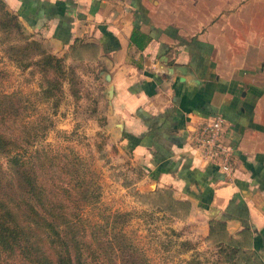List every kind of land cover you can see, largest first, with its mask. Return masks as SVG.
I'll return each mask as SVG.
<instances>
[{"label": "crops", "instance_id": "obj_1", "mask_svg": "<svg viewBox=\"0 0 264 264\" xmlns=\"http://www.w3.org/2000/svg\"><path fill=\"white\" fill-rule=\"evenodd\" d=\"M3 1L55 46L94 48L122 148L189 202L204 236L215 220L233 236L246 228L264 264V0ZM216 113L232 147L228 178L188 139Z\"/></svg>", "mask_w": 264, "mask_h": 264}, {"label": "rangeland", "instance_id": "obj_2", "mask_svg": "<svg viewBox=\"0 0 264 264\" xmlns=\"http://www.w3.org/2000/svg\"><path fill=\"white\" fill-rule=\"evenodd\" d=\"M20 24L24 35L37 40L47 53L62 58L64 68V76L58 78L62 81L60 90L45 98L39 92L51 73L44 75L35 64L21 68L0 51V93L15 94L20 107L26 106L23 117L12 126L17 132L21 159L28 160L53 182L55 169L61 166L60 177L66 187L75 180L87 182L91 201L77 208L83 223L101 226L105 215L128 212L123 220L109 219L110 235L119 229L148 264H228L213 241L204 236L198 219H188L189 209L182 213L178 205L169 207L167 194L176 199L174 189L151 180L142 158L136 159L123 149L119 135L109 131L107 82L97 76L101 65L94 48L63 50L48 37ZM26 98L29 101L22 105ZM26 134L32 136L23 143L20 138ZM4 160L0 156L2 165ZM66 203L70 211L76 207L68 198ZM0 264L20 263L1 255Z\"/></svg>", "mask_w": 264, "mask_h": 264}, {"label": "trees", "instance_id": "obj_3", "mask_svg": "<svg viewBox=\"0 0 264 264\" xmlns=\"http://www.w3.org/2000/svg\"><path fill=\"white\" fill-rule=\"evenodd\" d=\"M129 39L137 48L144 45L134 37V32ZM0 51L21 68L35 64L44 75L51 73V79L40 88V96L51 98L54 90H60L62 81L58 78L64 76L62 58L47 53L37 40L24 35L17 15L5 8L3 0H0ZM28 101L26 98L21 104ZM19 102L15 94L0 93V156L5 159L4 165L0 162V256H11L20 264H148L119 229L110 235L109 219L123 220L129 216L128 212L105 215L101 226L83 223L77 208L91 201L87 182L75 180L66 187L60 177L61 166L56 165L53 182L51 177L37 172L28 160L21 159L17 132L12 127L26 108L20 107ZM31 136L23 135L20 141L28 143ZM167 195L170 208L178 205L182 213L188 212L187 200ZM67 198L76 206L72 211L71 206L67 209ZM235 236L226 231L223 222L209 223L207 239L213 241L224 262L262 264L251 249L249 231L242 229Z\"/></svg>", "mask_w": 264, "mask_h": 264}, {"label": "built area", "instance_id": "obj_4", "mask_svg": "<svg viewBox=\"0 0 264 264\" xmlns=\"http://www.w3.org/2000/svg\"><path fill=\"white\" fill-rule=\"evenodd\" d=\"M224 133L225 119L216 113L191 126L188 139L203 164L215 167L228 178L233 172L232 147L224 141Z\"/></svg>", "mask_w": 264, "mask_h": 264}, {"label": "water", "instance_id": "obj_5", "mask_svg": "<svg viewBox=\"0 0 264 264\" xmlns=\"http://www.w3.org/2000/svg\"><path fill=\"white\" fill-rule=\"evenodd\" d=\"M107 75H105V80H107ZM110 94H111V88L109 87V88H107V96L109 97L110 96Z\"/></svg>", "mask_w": 264, "mask_h": 264}]
</instances>
